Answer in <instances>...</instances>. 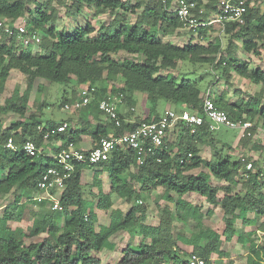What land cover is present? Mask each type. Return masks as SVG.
I'll use <instances>...</instances> for the list:
<instances>
[{"label":"trees","instance_id":"1","mask_svg":"<svg viewBox=\"0 0 264 264\" xmlns=\"http://www.w3.org/2000/svg\"><path fill=\"white\" fill-rule=\"evenodd\" d=\"M173 1L142 0L132 4L121 0H73L69 8L75 9L76 13L88 7L96 9V16L108 11L115 16L109 23L104 22L99 30L88 24L74 32H67L54 25L58 11L52 7L53 0H47L44 4L37 0H0V19H4V23L11 27L8 33L2 31L0 38L3 40L0 41V91L4 89L13 70H17L27 79V88L18 101L8 100L0 107V112H14L19 117L5 130H2L0 124L1 139L5 141L13 137L19 146L32 140L39 147L45 133L50 138L54 137L56 126L39 131L41 123L35 115H27L30 95L37 80L60 84L75 81L80 86L95 87L97 91L92 101L82 109L86 115L90 112L104 114L99 109V103L108 95L123 94L124 101L130 105L135 104L132 96L134 92L146 94L150 103L152 115L143 120L145 122L159 119L156 108L160 100L180 107L177 110L186 108L202 112L205 96L199 86L191 80L177 82L167 74L185 60L192 64H208L215 69L221 68L227 79L234 72L259 85L260 93L246 104L231 103L225 94L210 96L217 108L226 111L231 119L251 121L254 124L253 134L259 128L264 129V69L258 67L250 70L249 63L225 57L222 38H216L208 45L192 40L183 46L164 41V37L183 28L173 10ZM189 1H195L198 9L205 10L203 15L198 14L200 22H208L220 12V0ZM241 1L247 7L245 23H228L223 30L228 49H234L235 42L243 40L242 47L246 53L260 55L264 48V11L250 8L252 0H234L235 3ZM30 4H35V7L29 8ZM139 9L142 12L134 23L124 20L127 13H134ZM24 17L28 27L27 35L21 34L14 27V23ZM116 22H119L118 27H114ZM206 28L198 29V38L207 37ZM34 34L42 36L39 53L33 52L36 42L31 36ZM120 53L137 56L138 59L122 60L117 57ZM119 81L121 85L117 86L116 82ZM63 99L64 104L69 102L68 99ZM120 117L124 121L125 117L121 114ZM136 127V123L123 122L122 127L117 128L110 121L106 126H98L91 132V136L97 143L104 137L128 134ZM175 130L176 139L168 140V148L159 150L156 156H147L143 165L137 164L136 153L125 146L117 147L106 162L97 165L75 164L60 198L64 215L63 227L57 223L58 216L51 213L36 219L29 234L12 231L7 223L14 220V214H8L7 207L3 228L0 229V264H102V260L92 253L101 251L111 236L122 232L139 234L143 241L138 246L128 245L123 250L121 259L111 264H159L162 261L186 264L192 255L201 256L210 264L213 255H228L227 251L219 250L220 243L223 238L226 243L234 240L236 221L242 219L248 223L249 212L262 217L259 228L264 231V170L261 166L255 163L253 169L247 171L250 159L244 157L245 161L242 158L233 160L230 155L222 153H214L210 161L203 159L200 145L215 148L216 131H211L207 125L192 132L180 123ZM86 132L83 128L68 129L63 133V138L66 144H78ZM251 141L252 137L248 136L240 139L243 145H248ZM228 146L231 147L229 144ZM255 149L264 150V145H257ZM55 166L56 162L52 158L43 155L31 157L23 151L13 152L3 144L0 145V171L7 172L0 180V196L15 188L21 191L38 190L43 174L48 168ZM203 166L209 173H193ZM84 167H105L109 172L112 191L130 207L126 215L120 210H112L110 226L101 227L100 232H96L97 217L83 198L81 178ZM133 168L135 171L131 172ZM241 171L244 177L240 176ZM125 175L126 178L123 177ZM212 177L228 185L214 186L211 183ZM239 184L242 191L234 193L232 186ZM159 187L164 189V197L168 201L172 199L171 194L178 197L177 213L166 207L162 210L159 225L147 226L144 221L149 214L148 208L138 201L142 199L143 192ZM220 190L225 191L222 199L218 197ZM190 193L198 194L212 206L221 205V216L226 228L220 235L199 224V232L186 241L193 247V252L188 255L181 251L177 241L172 238L171 227L173 218L189 206L184 197ZM19 204L20 201H17L13 206ZM96 207L111 210L110 195L100 191ZM208 213H211L210 210ZM239 240L250 244L253 264H264V244L247 242L242 235Z\"/></svg>","mask_w":264,"mask_h":264},{"label":"rangeland","instance_id":"2","mask_svg":"<svg viewBox=\"0 0 264 264\" xmlns=\"http://www.w3.org/2000/svg\"><path fill=\"white\" fill-rule=\"evenodd\" d=\"M39 3H47V0H37ZM121 1H129L132 4H135L142 0H121ZM144 1V0H143ZM73 0H53L52 7H54L58 11L57 20L54 22V25L59 30H64L67 32H74L78 28H83L88 24H91L99 30L101 25L104 22L112 21L115 14L113 15L109 11L106 14L97 15L95 14V8H88L84 7L80 10V12L76 13L75 9L69 8L72 4ZM175 4H173V7ZM35 4H30L29 8L33 9ZM250 8L257 10L260 9L264 11V0H252ZM50 11V8H47ZM142 9L137 10L136 12L127 13L124 17V20L134 23L137 17L141 14ZM120 21H124L122 17H120ZM4 23V19H0V23ZM118 23H114V27H118ZM53 24V23H52ZM26 26V17L19 19L16 23H14V27ZM113 27V28H114ZM3 27L0 26V38L2 37ZM199 31H189L186 29H179L176 31L175 34L170 35L168 37H164V41H170L172 43L178 45H185L189 41H197L204 45H208L209 42H214L216 38H222L224 44V52L223 54L225 57L230 59H236L242 62H247L250 64V70L255 68H262L264 69V48H262L261 54L257 55L254 53H246L243 50L242 43L243 40H238L235 42V48L232 50L228 49V41L227 38L223 34V29L214 24L213 26L206 28V38H198L197 34ZM224 36V38H223ZM42 37V36H41ZM3 41V40H0ZM33 52L39 53L41 52L40 43H35L33 45ZM118 58L124 59H133L137 60V56H132L127 53H120ZM170 77H174L177 82H181L182 80H191L195 82L202 91L203 96H206L208 92L212 96L222 95L225 94L226 99L231 103H248L255 95L259 94L261 91V87L259 85L253 84L249 80L237 75L234 72H231L229 78L227 79L223 74V70L221 68L215 69L211 65H204V64H192L188 60L182 61L179 66L175 70L168 71ZM116 85H121V82H116ZM42 86L41 89L38 87ZM27 88V79L17 70H13L11 72L10 77L8 78L6 85L2 91H0V107H3L6 104V101H18L19 97L22 96ZM84 86L77 85L75 81H72L68 84H60V83H53L46 80H37L34 83L30 101H29V111H27V115L34 114L38 122L45 125L48 121L58 122L61 121L69 116L68 113L63 109V98L64 96L67 98H71L77 90H81ZM133 100L135 102V108L137 115H140L144 112V110H149L150 103L148 101L147 95L141 92H134L133 93ZM264 97V96H263ZM127 101H124L126 103ZM129 103V102H127ZM130 105V103H129ZM63 106V107H62ZM121 111L124 112L128 109L126 104H121L120 106ZM168 109L175 110V106L167 102L166 100H160L158 102L156 111L157 113L165 112ZM19 119L18 115L14 112L3 113L0 112V124L1 126H11L12 123L16 122ZM260 130V131H259ZM264 129L259 128L255 131L254 137L252 141L248 145H243L240 142V130H232L222 127L219 131L215 132V139H214V147L208 145H200V155L203 159L210 161L213 158L214 153H222L225 155H230L233 160H239L243 157H247L250 159L251 162L255 165L261 166L264 170V150L263 149H255L257 145H264ZM177 136V132L175 129H172L169 132L168 140H175ZM231 145V147L228 146ZM103 171L106 173L107 169L104 167ZM198 172H206L209 173V170L206 167H201L200 169L194 171L193 173ZM242 172V171H241ZM243 173H240L241 177ZM86 176V175H85ZM213 178V177H212ZM216 181H219L215 178L211 179V183L215 186H222L224 183L222 181L219 182L220 185H216ZM104 184L109 185L110 179H104ZM228 185V184H226ZM234 193H239L242 191V186L239 184L238 186H232ZM84 191L87 189L86 186L83 187ZM98 192V190H96ZM89 188L86 190V194L88 195ZM164 194L163 189H157L151 194H145L142 197V204L147 205L148 207V219L146 221L147 224L150 225H157L161 220V215L164 206H167L169 209H175L176 204L175 201L173 202L167 201L162 195ZM221 196L225 195L224 190H220L219 193ZM89 196V195H88ZM96 196L92 197L91 199L95 202L97 199ZM113 199V209H125L127 208L126 205L122 204L121 199L117 195L112 197ZM184 200L189 204L188 207L184 209V211H179L178 216L173 218V224L171 227V236L175 239L178 243L179 248L184 253L190 255L193 252V247L187 243V240L191 239L193 234H197L200 230V225L204 228H210L217 232L218 234L222 235L225 232L226 223L222 219V212L221 206H216L215 208H210V214L207 212L209 205L208 202L198 196L188 194L184 197ZM140 204V203H139ZM171 204V205H169ZM174 204V205H173ZM93 205V204H90ZM89 209L91 207H88ZM19 210L21 207L18 208ZM17 210V212H19ZM91 211V210H90ZM173 212V210H172ZM42 214H37L36 216ZM100 217H98V222L96 223L97 230H99L102 226L109 225L110 223V213L108 211H101L99 213ZM34 215H28L22 226L25 229H29V226L32 224V219L36 217ZM253 219L261 220L262 217H258L255 213L251 215ZM254 221L252 222V224ZM16 225V224H15ZM236 236L231 243L224 242V238L222 239V243H220L219 250L227 251L228 255L222 256L220 254H215L212 256V261L210 264H253L254 257L250 254L249 245L248 243H244L239 240L240 235L246 237L247 242L254 241L257 244H264V231L259 228V231H251L248 224L244 223L242 219H238L236 221ZM253 226V225H252ZM257 227L252 228V230L256 229ZM258 229V228H257ZM28 242V239H25ZM139 239L135 236H126V242L119 244L120 247H126L125 245H138ZM205 243V241H204ZM113 241H110L108 245H106L105 249L103 250L102 257L105 259L104 264H108L110 261L112 263L116 262L122 257V253H112L108 254V251H112ZM115 246V245H114ZM97 254V253H96ZM121 254V255H120ZM109 260V261H108Z\"/></svg>","mask_w":264,"mask_h":264},{"label":"built area","instance_id":"3","mask_svg":"<svg viewBox=\"0 0 264 264\" xmlns=\"http://www.w3.org/2000/svg\"><path fill=\"white\" fill-rule=\"evenodd\" d=\"M173 10L182 23V29L189 31H198L201 27H210L214 24L219 25L223 30L228 23H245L244 16L247 12V7L243 1L235 3L234 0H220L219 13L211 17L208 22H200L199 15H203L205 10L198 9L195 1L176 0ZM199 14V15H198ZM3 30L8 33L11 27L5 23H0ZM21 34H28L26 26L15 27ZM36 43L41 42V37L38 34L31 36ZM96 88L90 85H85L79 94V98L72 104L64 106L66 111H78L84 109L93 99L96 93ZM124 95H108L99 103V109L112 121L117 128L122 127L123 122L134 124L136 122L124 121L120 117L118 106L124 104ZM131 111H135L131 108ZM180 123L191 129L192 132L199 127L207 125L211 131H219L222 127L232 130H240L241 138L246 136L254 137L252 128L254 124L249 120L235 121L230 118L226 111L217 108L215 102L210 96V93L205 96L202 112L193 111L191 109L173 110L168 109L160 116L157 121L145 122L141 121L137 127L130 133L118 137L108 136L100 139L96 145L90 150H81L77 144L70 142L64 149L58 153L54 160L55 167H50L43 174L38 184V189L42 191L50 190H65L66 181L70 179L75 164L97 165L109 160L111 153L120 146H125L136 153L137 164L143 165L147 156H156L159 150L167 149L169 132L175 129ZM44 127L39 126L38 130L42 131ZM68 124H63L58 127L57 131L62 133L67 131ZM45 140L50 138L48 133L44 134ZM4 145L6 149L13 152L23 151L28 156L38 157L42 154L41 149L32 140H27L23 145L19 146L15 143L13 137H9L3 141L0 137V145ZM243 161L244 157L242 158ZM160 161V160H159ZM253 169V163L247 164V171ZM247 177V176H246ZM53 209L62 211L59 200H54ZM159 264H181L175 262L162 261ZM186 264H208L207 260L198 255H192Z\"/></svg>","mask_w":264,"mask_h":264},{"label":"crops","instance_id":"4","mask_svg":"<svg viewBox=\"0 0 264 264\" xmlns=\"http://www.w3.org/2000/svg\"><path fill=\"white\" fill-rule=\"evenodd\" d=\"M175 1L176 0L173 1V4L175 3ZM38 88L41 89L42 86H39ZM79 94H80V90H77V92H75L70 99L64 96V98L68 99V101H69L66 104H72L73 102H75V100H77L79 98ZM62 103H63V106L66 105V104H64V99H63ZM124 104H126L128 106V109L126 111L122 112L121 108H120L121 105H119L118 106V110H119L120 114L125 117L124 119L126 121H128V122L132 121V122L139 123V122L145 120L146 118H148L150 115H152V113L150 112V109L149 110H144V112L142 114L137 115L136 108H135L134 104L129 105V103H127V102L124 103ZM131 108H134L135 111L132 112ZM178 108H180V107H175L176 110ZM63 109H64V107H63ZM67 112H70V113H68L69 116L67 118L61 120V121L54 122V121L50 120L45 125H42V123L40 125L42 127H44V128L50 127V126H56L57 129H58V127L62 126L63 124H68V126H69L68 129H73V130L74 129L77 130V129H81V128L86 129L87 130L86 134L82 136V140L77 144V146H78L79 149L85 150V151L92 149L96 145V142L92 138L91 132H93L98 126H106L110 122L109 118L105 114H100L99 112H90V113H87V115L84 114V111H82V110H78V111L73 110V111H67ZM162 114H164V112L158 113V118H160V116ZM8 127H10V126H5L4 127V125H3L2 130L7 129ZM63 133L64 132L60 133V132H58L56 130L54 135H53L54 136L53 138H49V139H46V140L43 138V141L39 143V145H40L39 148L41 149L43 156H46L48 158L54 159V157L58 153H60L62 149H64L66 147V145L68 143L66 144V141L63 138ZM240 139H241V136H240L239 140ZM134 171L135 170L133 168L131 170V172H134ZM6 173L7 172H1L0 171V180L3 178V176ZM241 173H243V172H241ZM123 177L126 178L127 175H125ZM105 178L106 179H110L109 172L106 171V173H105L103 171V167H97L95 169H92L90 167H84V169L82 170L81 184H82V189H83V198H84V201H86L87 207H91V209L93 210V213L96 215L97 222L99 221L98 217H100L99 213L101 211H107V210H102V209H99V208L96 207V202L98 200V194H99L100 191H103L105 194L110 195V199L112 201V208H111V210H108V212L110 213V216H111V211L112 210H120V211L123 212L124 215L128 214V212L130 210L129 205L126 204V203H123V201L120 198V196L117 193H114L112 191L111 181H110L109 185L104 184V179ZM216 182H217L216 185H220L219 184L220 180L216 181ZM222 182L224 183L222 186H225L226 184H228V183H226L224 181H222ZM85 186H86L87 189L89 188V193H88L89 196L86 194V190L87 189L84 191L83 187H85ZM138 187H140V186L138 185ZM157 189H163V188L159 187V188H156V189H152L149 192H143L142 193V197L146 193L147 194H151ZM96 190H98V192H96ZM63 192H64V190H55V191L50 190V191L47 192V191H42V190H39V189L38 190L29 189L27 191H21V190H18L17 188H15L12 192H10L8 194H2L0 196V229L3 228V218H4L5 214H6L7 207H9V210L7 211L8 214H14V220H11V221H9L7 223V227L10 228V230H12V231H16V232L21 231V232H23L25 234H29L30 231L33 230V224H34V221L36 219L43 218L44 216H46L48 214H51V213H55L58 216L57 223H58L59 226L63 227L64 226V215H63V212H62L63 210L62 211H58V210H54L53 209L54 200H59L60 201V198H61ZM190 194L191 195H195V193H190ZM114 195H117L119 197V199H121L122 204L126 205L127 208H125V209H121V208L113 209L114 208V206H113L114 204H113L112 197ZM164 195H165V193L164 194L162 193L161 196L164 197ZM94 196H96L95 198L97 199L95 202L91 199ZM18 197H20V200H18ZM218 197H219V199H222L224 196H221L220 194H218ZM171 198L172 199L169 200L170 202H173V200L177 199L176 195H174V194H171ZM177 200L175 201V204H176ZM17 201H20V204L18 206H13ZM138 202L140 204L143 203L141 199ZM90 204H93V205H90ZM207 204L209 205V208H208L207 212H209L210 208H215L216 207V206H212L210 203H207ZM169 205H171V204H169ZM218 206H221V205H218ZM19 207H21L20 210L18 209ZM166 207L167 206H164L162 209H165ZM73 209H75V208H70V210H73ZM17 210H19V212H17ZM170 210L171 211L173 210V212L175 214L177 213L176 212V208L175 209H170ZM161 212H162V210H161ZM31 214L34 215V216H36L37 214H42L43 216L41 217V215H39V216L34 217L32 219V224L29 226V229H25L22 226V223L24 222L25 218L28 215H31ZM252 214H254V213L253 212H249L247 214V219H249L248 223H246V224L249 225V227H247V228L248 229L250 228L251 231H254V232L256 230L259 231V226L261 225L263 219H261V220L255 219L254 220L253 217H251ZM147 219H148V216H147ZM147 219L144 221L145 225H147V226H157V225H159V224H157V225L147 224L146 223ZM253 221H254V223L252 224ZM110 224H111V219H110L109 225L102 226V227H109ZM95 227H96V225H95ZM254 227H257L258 229L256 228V229L252 230V228H254ZM100 229L97 230V227H96V232H100ZM127 235H130V236L132 235V236H135L136 238H138L140 240L138 245L143 241L142 237L139 234H136V233L135 234H130L129 232L119 233V234L111 236L109 238L108 244L110 243V241H113V244L110 245V246H112V251H108V254H112V253L116 254L117 251L119 253H122L123 250L128 245H131V244H127V245H125L126 247H120L119 246V244H121V246H122L123 243H128V242H126V236ZM43 236H46V235H43ZM117 241H118L119 244L116 243ZM204 244L205 243L203 241V245ZM138 245L135 244V245H131V246H138ZM104 249L105 248H103L99 252H93L92 253L93 256L99 257L102 260V264L105 263L104 262L105 259H104V257H102V254H104V253H102ZM119 260H116V261H119ZM111 263H112V261H110L108 264H111Z\"/></svg>","mask_w":264,"mask_h":264}]
</instances>
